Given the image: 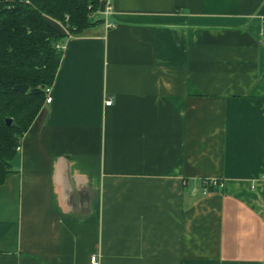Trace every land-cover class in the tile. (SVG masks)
Masks as SVG:
<instances>
[{
  "label": "crops",
  "instance_id": "obj_1",
  "mask_svg": "<svg viewBox=\"0 0 264 264\" xmlns=\"http://www.w3.org/2000/svg\"><path fill=\"white\" fill-rule=\"evenodd\" d=\"M109 1L78 34L48 19L0 264H264V0Z\"/></svg>",
  "mask_w": 264,
  "mask_h": 264
},
{
  "label": "trees",
  "instance_id": "obj_2",
  "mask_svg": "<svg viewBox=\"0 0 264 264\" xmlns=\"http://www.w3.org/2000/svg\"><path fill=\"white\" fill-rule=\"evenodd\" d=\"M105 0H0V185L21 137L40 111L57 72L61 35L48 22L78 34ZM26 85L20 93L14 86ZM6 119L12 124L7 126Z\"/></svg>",
  "mask_w": 264,
  "mask_h": 264
},
{
  "label": "built area",
  "instance_id": "obj_3",
  "mask_svg": "<svg viewBox=\"0 0 264 264\" xmlns=\"http://www.w3.org/2000/svg\"><path fill=\"white\" fill-rule=\"evenodd\" d=\"M111 12V5H110V1L109 0H105L104 3V9L102 11V14L104 17H107ZM108 27H111V24H108ZM57 49L59 47H56ZM45 95H46V103L49 104L51 102V98H50V89H45L44 90ZM112 102L110 100H108L106 102V106H111ZM201 194L202 195H206L211 191H216V190H220L223 187V184L220 180H216V179H211V180H204L202 182L201 185ZM195 194V192H194ZM91 264H98V257L97 256H93L90 259Z\"/></svg>",
  "mask_w": 264,
  "mask_h": 264
},
{
  "label": "water",
  "instance_id": "obj_4",
  "mask_svg": "<svg viewBox=\"0 0 264 264\" xmlns=\"http://www.w3.org/2000/svg\"><path fill=\"white\" fill-rule=\"evenodd\" d=\"M13 90L20 93H26L28 91V86L26 85H17L13 87ZM7 126H10L12 124L11 119H6L5 121Z\"/></svg>",
  "mask_w": 264,
  "mask_h": 264
},
{
  "label": "rangeland",
  "instance_id": "obj_5",
  "mask_svg": "<svg viewBox=\"0 0 264 264\" xmlns=\"http://www.w3.org/2000/svg\"><path fill=\"white\" fill-rule=\"evenodd\" d=\"M95 14H97V12H95Z\"/></svg>",
  "mask_w": 264,
  "mask_h": 264
}]
</instances>
